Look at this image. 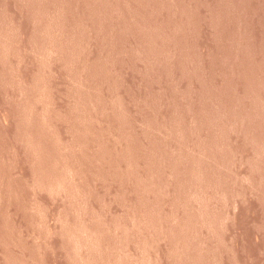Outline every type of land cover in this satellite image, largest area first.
Listing matches in <instances>:
<instances>
[{
	"label": "rangeland",
	"instance_id": "1",
	"mask_svg": "<svg viewBox=\"0 0 264 264\" xmlns=\"http://www.w3.org/2000/svg\"><path fill=\"white\" fill-rule=\"evenodd\" d=\"M0 264H264V0H0Z\"/></svg>",
	"mask_w": 264,
	"mask_h": 264
}]
</instances>
